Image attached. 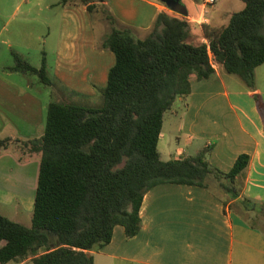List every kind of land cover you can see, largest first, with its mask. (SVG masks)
<instances>
[{"label":"trees","instance_id":"trees-1","mask_svg":"<svg viewBox=\"0 0 264 264\" xmlns=\"http://www.w3.org/2000/svg\"><path fill=\"white\" fill-rule=\"evenodd\" d=\"M242 1L245 8L226 26H203L208 43L194 44L187 17L176 13H160L141 39L117 20L108 0H61L63 6H86L94 23L104 15L109 30L100 48L112 51L116 61L107 87L97 88L101 107L53 100L43 135L16 139L40 156L39 175L32 226L0 214V262L94 264L91 251L109 245L117 225L130 239L140 233L144 197L163 184L219 191L228 196L225 206L259 228L264 203L238 200L237 177L250 156L241 155L223 172L208 160V148L169 161L159 151L165 114L179 97L191 94L193 76L210 80L218 64L254 86L256 69L264 64V0ZM13 56L7 70L37 76L45 87H53L45 54L39 68L16 52ZM13 141L0 139V151Z\"/></svg>","mask_w":264,"mask_h":264},{"label":"crops","instance_id":"crops-1","mask_svg":"<svg viewBox=\"0 0 264 264\" xmlns=\"http://www.w3.org/2000/svg\"><path fill=\"white\" fill-rule=\"evenodd\" d=\"M60 2L0 0V139L38 138L45 132L51 101L82 105L100 97L97 88L107 87L116 58L112 51L100 48L105 28L99 36L86 6H63ZM182 2L188 10L194 44L208 43L203 26H226L235 13L222 9L223 5L231 7L235 0H216L213 5L206 0ZM22 6L28 9L26 17L38 8L45 13L42 23L46 30L41 36L20 34L30 41L20 52L13 50L12 42L22 30L21 24H13ZM108 6L117 20L134 29L141 39L148 35L160 13H174L161 0H108ZM13 52L31 64V56L36 53L37 63L32 65L38 68L45 54L53 87L37 88L24 74L7 70L14 65ZM7 57L13 63L5 61ZM229 77L218 64L210 80L192 77L191 94L179 97L174 103L177 106L169 110L172 129L176 127L175 138L179 143L184 138L186 147L162 150V131L159 151L162 160L169 161L196 156L208 148V160L223 172H229L241 155H248L249 165L237 177L241 191L238 200L247 196L264 203V64L256 69L253 87L244 82L246 92L232 95ZM10 150L0 151V196H14L10 188L2 186L15 178L17 182L26 180L29 187L33 183L35 194L40 156L21 160L13 158ZM168 153L172 157L165 159ZM227 199L221 192L197 186L159 185L144 197L140 233L130 239L124 227L117 225L111 243L91 251L94 264H264V231L253 228L225 206Z\"/></svg>","mask_w":264,"mask_h":264},{"label":"rangeland","instance_id":"rangeland-1","mask_svg":"<svg viewBox=\"0 0 264 264\" xmlns=\"http://www.w3.org/2000/svg\"><path fill=\"white\" fill-rule=\"evenodd\" d=\"M219 6H221V3L218 5V7ZM223 7H227V8H223ZM223 7L222 9L224 12L228 10L239 12L245 8V3L242 0H235V3L231 7L225 6V5H223ZM27 10H28L27 7L22 6L20 10L17 12L13 20V24L22 25L21 26L22 30L18 34L19 37L16 36L12 42L14 51L16 50V51L22 52L24 47L30 42V41H25L21 37L20 34H24V33L34 34L35 33L36 36H41V34H44V31L46 30V26L43 24L44 19H45V16H44L45 13L40 12L38 8L36 11H32L30 16L26 17L25 14L27 13ZM25 17L26 19H24ZM96 20L97 21L95 22V28L97 29L98 35L99 33L102 34V32L104 31L103 28H105L106 30L105 32H108L109 28L107 27L108 25L105 22L104 15H102V13L101 15L96 16ZM31 57H32L31 58L32 64L37 63L36 53L32 54ZM6 60L11 61L13 63V60H10V58L8 60V57L7 59H5V61ZM227 74L228 76H230L227 82H228L229 89L232 95H234L236 92L238 93L239 91H244V92L247 91V87H245L246 85H244L246 82L240 76L235 75V74H230V73H227ZM24 75L26 76L29 82L35 83L37 88L40 86L41 88H45L37 76H33L29 74H24ZM46 90L48 91L49 89L46 88ZM38 91L44 92L45 90L40 89ZM260 101L261 99L258 100V102ZM78 103H83V102L78 101ZM102 104H103V96L100 93L99 98L93 101L91 100L89 102L86 101L82 105L91 106V107H101ZM176 106L177 104H175L173 108H175ZM163 133L165 134V138L161 141V144H160L162 150L165 148L168 150V148H170L169 151H173V150H176L177 148L186 147V141L184 140V138L183 140H181V143H179L178 140L175 138L176 127L175 129H172V126H171V111H169L165 116V126H164ZM10 147H11L10 153L13 158L27 160V159H31L36 156V154H32L30 152L29 148L25 147L21 142H18L16 140L12 142V145ZM169 157H172L170 156L169 153L168 155H164L165 159ZM7 162L11 164V166L15 168L17 171V167L14 166V163L11 162V160ZM17 181L18 179L15 178L12 180V182H10L9 185L3 184L2 187L6 188V190L10 188V192L14 194V196H3V195L0 196V214L7 217L10 220L21 223L27 227H31L32 220H33L34 199H35V194L33 192V183H31V187H29L30 185H28V182L26 180L25 182L23 180L22 182L20 180L19 182ZM16 182H17V185H16ZM248 216L250 218H253V215L249 214ZM257 225L264 231V217H262L261 219L257 221ZM15 263L32 264L30 259L17 260Z\"/></svg>","mask_w":264,"mask_h":264},{"label":"water","instance_id":"water-1","mask_svg":"<svg viewBox=\"0 0 264 264\" xmlns=\"http://www.w3.org/2000/svg\"><path fill=\"white\" fill-rule=\"evenodd\" d=\"M166 6L174 13H177L181 16H188V10L182 0H161Z\"/></svg>","mask_w":264,"mask_h":264},{"label":"built area","instance_id":"built-area-1","mask_svg":"<svg viewBox=\"0 0 264 264\" xmlns=\"http://www.w3.org/2000/svg\"><path fill=\"white\" fill-rule=\"evenodd\" d=\"M206 2H207V4L213 5V4H215L216 0H206ZM30 261H31V259H30ZM0 264H10V262L9 263H2V262H0ZM11 264H17V263L12 262ZM20 264H22V263H20Z\"/></svg>","mask_w":264,"mask_h":264}]
</instances>
